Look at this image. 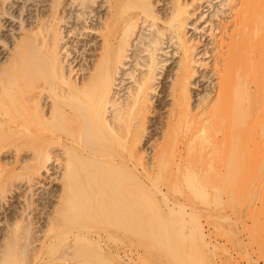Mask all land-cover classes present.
<instances>
[{
	"label": "bare ground",
	"instance_id": "obj_1",
	"mask_svg": "<svg viewBox=\"0 0 264 264\" xmlns=\"http://www.w3.org/2000/svg\"><path fill=\"white\" fill-rule=\"evenodd\" d=\"M206 2L0 0V264H129L182 223L264 264V0H220L207 28ZM67 35L94 58L78 68ZM200 76L214 85L195 104Z\"/></svg>",
	"mask_w": 264,
	"mask_h": 264
},
{
	"label": "rangeland",
	"instance_id": "obj_2",
	"mask_svg": "<svg viewBox=\"0 0 264 264\" xmlns=\"http://www.w3.org/2000/svg\"><path fill=\"white\" fill-rule=\"evenodd\" d=\"M161 4L163 5L164 2H161ZM222 7L223 6L221 5L220 0H213V6H209V4L207 2L204 3V6L198 8V10L196 12V14H198V15L201 12L204 13L203 17L199 21H197V25H201L202 24L201 27L205 26L207 28L208 25H206V23L204 21L205 20H209V19L210 20L211 19L212 20H216V17H214L213 15L216 13V11L218 9H221ZM6 25H8V22L6 23ZM191 27H193V26L191 25ZM142 31L144 33H149V31L147 29H145V28L142 29ZM199 33L200 32L194 31V29L190 28L189 35H193V37H195L196 35L200 36ZM4 34H5V36L7 38L11 37L9 30L6 31V29H5L4 30ZM67 36L65 37V41H68V42H67V45H66L65 48H67V47L70 48L71 47L70 49L73 50L72 54L75 53V57L77 56V58L74 61V64L75 65L77 64L78 68L81 67L83 64L85 65L87 63L86 60H84L85 56L88 57V61H90V60H92L94 58L92 56L93 49H91V51H90L89 47H90V45H93L95 40H93V41L91 40L90 41L89 40L90 39L89 36L88 37L87 36H79V38L75 37V35H73V36L67 35ZM204 38H208L206 40V42L209 41V37H207V35H205ZM136 39L134 41L135 42L134 43V45H135L134 48H137V46H138L137 44H138V39L139 38L137 40ZM77 40H79V42H77ZM78 47H79V49L81 51H77ZM202 48L203 47H201V49ZM0 49H1L0 52L6 53L5 49H4V47L2 45H0ZM173 49H174V46L172 45L169 48L167 47L165 50L172 51ZM160 52L162 53V52H165V51L163 50V51H160ZM82 53H83V56H82ZM173 53L169 52L168 54L166 53V54H160L159 55V57L162 58V59H165V58H168V57L171 58V59H168V61L165 62L166 65H165L164 70H163L164 73H163V75H161L162 77L160 78V81L163 80L164 89H162V86L160 85L158 87L159 95L156 94V96L154 98V101L156 103V106H157L156 108L157 109H155L153 111V113H152L153 116L150 117L152 119V122H151L150 127H149L150 134L153 135V138H152V136L149 135L146 138L147 142L145 144L146 148L149 150V152H151V150H152L151 147L154 145L155 139L160 136L159 135L160 134L159 133L160 129L158 127L162 125L160 123L164 120L163 119V115H165V110H164V108H162L160 102L162 100L168 101V99L170 98V97H167V95H168L167 92L168 91H166V89L168 90V87H170V83H171V80H172V72L174 71V68H175V66L177 64L178 56H179V54H177V53L173 54ZM2 56L3 55L1 53L0 57H2ZM71 56L72 55H70V57ZM200 58H204L205 59L206 56H201ZM202 68L203 67H201V69H200V71H201L200 74L202 73ZM205 71L206 70L203 69V73H205ZM197 78H199V79H197ZM197 78L195 79L196 82H194L193 88H192V90H193V100L195 101V104L198 103L199 100H201L202 97L206 94V92L208 90H210V88L214 85V83H211V79L210 78H209V80L206 77H205L206 79L203 78V76H200V77H197ZM152 133H154V134H152ZM57 174H58L57 172L55 173V175L53 174V177H55ZM52 178L47 180V181H50V180L52 181V182L50 181L51 183H48V185L50 187L52 185H54V181L52 180ZM189 186H191V187L193 186V187L191 188ZM189 186H187L186 188L189 191L191 189L192 190V191H190L191 193L194 191V188H195V192L196 191L199 192V190L197 189L198 187H196L195 185L190 184ZM15 203L17 204V202H15ZM176 214L177 213H171L170 214L171 218L174 215H176ZM202 219L204 220V218H202ZM151 220H153V219H150V224H152ZM155 220H153V222ZM190 220H192V219L190 218L189 221L188 220L186 221V223L188 225V228L191 227L190 224H193V221H190ZM205 225H207V224H205ZM183 226H184V228H183ZM180 227H181L180 229H178V228L177 229H172V231H170L169 234L167 233L168 235H164V234L162 235L161 233H157V231H155L157 233V234H155V232H153L154 230H152L151 232L149 231V237H148V241L146 243L147 246L144 247V248L142 246L138 247V243L136 242L134 247H133V258H132L133 260L131 259V261H130L131 263H129V264H212L213 261H216L217 264H222L223 258L225 256H228V255L229 256L232 255V258H234V261L235 260H237V261L240 260V263L246 264V262H244V260L242 261L240 259L239 253L237 252V250L234 247V245L231 244L229 241H227L223 236L219 235V237H218L219 243H218L217 246L216 245L214 246L213 244H209V245L205 244L204 245V244H202L199 241V239L197 238V235L194 233V231L191 230V228L187 229L185 227L184 223H182ZM166 242L167 243L171 242V244L170 245L168 244L169 245L168 246L166 244ZM145 251L147 253V257L142 262V260L139 258V254L141 252H145ZM234 263H236V261ZM261 263H262V261H261Z\"/></svg>",
	"mask_w": 264,
	"mask_h": 264
}]
</instances>
